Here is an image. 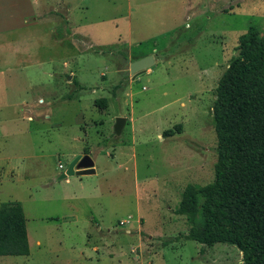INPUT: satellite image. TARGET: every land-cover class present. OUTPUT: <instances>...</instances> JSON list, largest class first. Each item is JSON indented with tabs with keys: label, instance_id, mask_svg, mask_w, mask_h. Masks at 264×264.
Masks as SVG:
<instances>
[{
	"label": "rangeland",
	"instance_id": "1",
	"mask_svg": "<svg viewBox=\"0 0 264 264\" xmlns=\"http://www.w3.org/2000/svg\"><path fill=\"white\" fill-rule=\"evenodd\" d=\"M151 1L87 0L82 14L74 10L87 21L94 41L74 35L75 46L92 56L90 66L87 53L78 59L77 74L89 76L81 80L80 95L90 101L106 98L104 109L89 108L77 97L51 103L49 92L58 87L43 73L51 66L35 62H59L71 51L44 33L50 20L36 27L43 33L40 38L34 26L18 18L15 27L0 28V156L15 168L1 188L4 201L22 203L30 248L29 255L0 256V264H242L232 244L207 246L185 239L190 225L175 210L187 184L202 186L214 179L217 82L237 54L239 36L252 25L264 35V0H170L162 10L166 14L151 17L140 30L129 5L149 2L151 10ZM139 37L147 41L127 46ZM146 55L154 63L132 77L130 63ZM72 89L62 87L61 92ZM23 100L26 106L19 104ZM121 112L134 118L135 158L120 168L123 161L95 152L94 178L101 186L96 195L89 193L95 181L84 179L81 186L76 176L60 179L73 159L71 145L77 146L65 131L84 120L93 137L88 151L103 139L117 140L112 131ZM170 129L173 134L165 135ZM131 137L126 125L120 138ZM74 195L81 196L71 201L79 209L76 221L66 216L69 201L64 205L60 200Z\"/></svg>",
	"mask_w": 264,
	"mask_h": 264
},
{
	"label": "trees",
	"instance_id": "2",
	"mask_svg": "<svg viewBox=\"0 0 264 264\" xmlns=\"http://www.w3.org/2000/svg\"><path fill=\"white\" fill-rule=\"evenodd\" d=\"M95 104L103 109L106 99ZM212 115L214 179L181 191L175 213L190 225L183 237L207 246L226 242L242 253V264H264V35L257 26L239 36L237 54L218 79ZM29 253L21 202H0V256Z\"/></svg>",
	"mask_w": 264,
	"mask_h": 264
},
{
	"label": "crops",
	"instance_id": "3",
	"mask_svg": "<svg viewBox=\"0 0 264 264\" xmlns=\"http://www.w3.org/2000/svg\"><path fill=\"white\" fill-rule=\"evenodd\" d=\"M86 1L87 0H0V18H2V22H1L2 27L0 28L15 27L16 22H17L15 19L18 18V21L19 22L22 21V24L28 23L30 27L34 26L33 30H34V34L36 35L35 37L40 38V36H42L43 33L42 31L37 30L36 27L40 25L41 23L50 20L52 22V26L49 28V30L44 31V33L49 34L51 38H53L55 45L56 43L67 45L69 47V50L71 51L67 54L65 58H63L59 62L55 60H49L48 62H42L39 60L35 62L38 66H42L45 63H48V65L51 66L48 70H44L43 72L47 77L46 80L53 82V84L58 87L57 90L54 89L53 91L50 90L49 92V96L51 97V103H56V102H59L60 100H63V101H68L70 99L73 100L75 99V97H77V101L80 104H83L85 106L89 105V108L95 109L97 107L95 104V100L98 98H93L90 101V100H87L85 96L80 95L81 93H83V91L81 90L83 87V81L81 80H86L89 76L84 73L82 75L77 74V71L81 65L79 64L80 61H78L80 54L87 53L86 54L87 55L86 64H88V66H90V64L92 63V60L90 59L92 58V56L89 54L90 52L88 51H83V52L80 51L81 49L77 48L74 43L75 34L89 38L91 44L94 42L91 39L92 31L89 28H87V21H84L82 17H76L74 13V10L78 9L82 11L81 12L82 14L88 8L86 5L87 4ZM128 2H130V0H128ZM169 2L170 0L151 1V5H153V8L151 10H154V13H151L150 12L151 10H149V8H147L146 6V5H149L148 4L149 2L148 3L146 2L136 3L134 7L129 5V10L131 11L132 8H135L136 15L138 17L137 24L141 28L140 30H142L150 25L151 17L163 16L166 14V13L163 14L162 10L169 7V4H168ZM117 7L118 6H116L115 8ZM115 8H113L114 12H116ZM118 15H121V13H119ZM75 27H78L79 29L76 30ZM136 30H137V33H139L138 29ZM131 32H132V24H131V21L129 20V33ZM143 41H147V37H139L136 41H132V43L127 44V46L137 44ZM107 45H99V46H107ZM88 70L90 71V69ZM103 74H104L103 71L100 72L99 73L100 77H102ZM69 86L73 87L72 91L70 90V91H65L63 93L61 92L62 87L68 89ZM75 89H78V90H75ZM56 91H59V93L57 94ZM92 91L95 92V89L92 88ZM101 98H104V97H101ZM2 103L0 104V107L4 105ZM27 103H28L27 101L23 100L19 104L26 106ZM26 112H28L27 119L32 120L34 117L29 114L28 109H26ZM118 116H121L124 118V123L118 134L115 133L114 125H113L112 132L115 135H117L118 137L117 140L114 142H111L110 140L106 142V139H103L102 143L98 144L97 142L96 146L95 147L92 146L90 149H88V151H85V150H87V147L92 142L93 137H91V134L88 133V124L85 123L84 120L77 121V123L74 125L76 128H72V130L69 133L65 131V134H66L65 138L68 137L71 143L72 141L77 142V146L74 147L71 145V148H75L71 152L72 158L76 156L77 154H85V153H89L92 157V160H93V171L92 172L85 173L84 171L79 170L75 172V174L72 175V176L78 177L79 183L81 186L83 185L84 179H86V181L88 182L95 181L96 183L92 185V188L89 191V193L92 195H96L99 193V191H101L100 184L94 178V177H97L98 175L97 167L95 165V160H96L95 152L97 151L104 152L105 155L108 157H112V158L115 157V158H118V160L123 161L122 163L123 165L122 164L118 165V167L120 168L122 166L125 167L127 165V162L135 158V153H134L135 152V146H134L135 135L133 136V134L135 133V128L133 127L134 118L132 116L128 117L124 115L122 112L117 114L115 116V119ZM3 122L5 121H2V123ZM92 124L94 126H97L99 123H92ZM126 125H129L130 134H132V137L130 138L129 141L126 138L124 139L120 138V135L122 134ZM112 149L114 151L109 152V150H112ZM58 167H59V164H58ZM14 169L15 168L13 166L9 165L8 157H5L4 155L1 154L0 156V202H3L5 200L4 195H2L3 190L1 188L2 181L4 180L3 178L5 176L14 177L15 175ZM60 179H64L65 182L69 181L68 176L65 178H60ZM79 198H81V196L79 195H74V197H67V198L64 196L60 197V200L64 205L66 204L67 201H69L68 203L69 208H68L66 216L71 217L73 221H76L80 217V215H79V209L71 201L79 199ZM7 201H18V200H7ZM22 209H23V206H22ZM91 218L92 217H89V219ZM129 218L131 219V216ZM49 219H56V218L49 217ZM130 219H128V221H130ZM26 228H27V225H26ZM96 230L101 231L98 227H96ZM86 235L89 237L90 233L87 232ZM28 242H29V237H28ZM35 242L36 244H39V240H36Z\"/></svg>",
	"mask_w": 264,
	"mask_h": 264
},
{
	"label": "water",
	"instance_id": "4",
	"mask_svg": "<svg viewBox=\"0 0 264 264\" xmlns=\"http://www.w3.org/2000/svg\"><path fill=\"white\" fill-rule=\"evenodd\" d=\"M153 63H154V57L152 55H146L136 60H133L129 65V70L134 75L133 77H136L137 75L143 73ZM123 123H124L123 117L121 116L116 117L114 124L115 133L118 134L120 132ZM79 170H82L85 173H89L93 171V160L89 153L77 154L76 156H74L73 159L69 162L66 171L62 173L59 178H65L67 176H71Z\"/></svg>",
	"mask_w": 264,
	"mask_h": 264
},
{
	"label": "built area",
	"instance_id": "5",
	"mask_svg": "<svg viewBox=\"0 0 264 264\" xmlns=\"http://www.w3.org/2000/svg\"><path fill=\"white\" fill-rule=\"evenodd\" d=\"M59 168H63V166H62V164H61V163H59ZM127 221H128V220H127ZM123 223H124V222H123ZM123 223H122V224H123Z\"/></svg>",
	"mask_w": 264,
	"mask_h": 264
}]
</instances>
